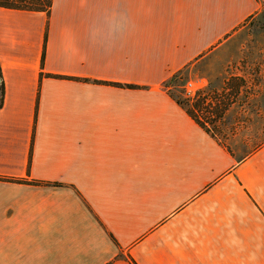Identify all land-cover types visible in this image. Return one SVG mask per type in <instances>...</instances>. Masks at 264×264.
<instances>
[{
  "label": "crops",
  "instance_id": "crops-1",
  "mask_svg": "<svg viewBox=\"0 0 264 264\" xmlns=\"http://www.w3.org/2000/svg\"><path fill=\"white\" fill-rule=\"evenodd\" d=\"M262 10L0 6V264H264V143L236 159L168 85Z\"/></svg>",
  "mask_w": 264,
  "mask_h": 264
},
{
  "label": "rangeland",
  "instance_id": "rangeland-1",
  "mask_svg": "<svg viewBox=\"0 0 264 264\" xmlns=\"http://www.w3.org/2000/svg\"><path fill=\"white\" fill-rule=\"evenodd\" d=\"M229 48L202 66L176 74L169 90L185 99V81L204 78L207 86L201 94L206 111H195V115L220 144L241 159L264 143V10L243 23Z\"/></svg>",
  "mask_w": 264,
  "mask_h": 264
},
{
  "label": "trees",
  "instance_id": "trees-1",
  "mask_svg": "<svg viewBox=\"0 0 264 264\" xmlns=\"http://www.w3.org/2000/svg\"><path fill=\"white\" fill-rule=\"evenodd\" d=\"M28 4H22L27 2ZM52 0H5L4 2H0V6L7 7V8H15V9H22V10H30V11H45L49 12ZM178 74V73H177ZM176 74L172 75L174 77ZM172 77L169 79L168 85L172 80ZM1 79V75H0ZM173 98L176 100L178 104H180L188 114L206 131L209 133V130L204 125V122L200 120L195 115V111H206L205 108V96H202L200 93L197 97L193 100H189L187 98L183 99L180 98L178 95L174 93L171 94ZM3 101V84L0 81V106ZM212 135V134H211ZM213 136V135H212ZM0 180H11L0 177ZM133 263V262H132Z\"/></svg>",
  "mask_w": 264,
  "mask_h": 264
},
{
  "label": "built area",
  "instance_id": "built-area-1",
  "mask_svg": "<svg viewBox=\"0 0 264 264\" xmlns=\"http://www.w3.org/2000/svg\"><path fill=\"white\" fill-rule=\"evenodd\" d=\"M207 86L204 78L188 79L182 86L185 98L193 100L202 93Z\"/></svg>",
  "mask_w": 264,
  "mask_h": 264
}]
</instances>
